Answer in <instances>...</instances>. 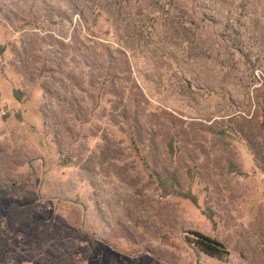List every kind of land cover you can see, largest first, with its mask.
I'll list each match as a JSON object with an SVG mask.
<instances>
[{"label":"rangeland","instance_id":"374dc122","mask_svg":"<svg viewBox=\"0 0 264 264\" xmlns=\"http://www.w3.org/2000/svg\"><path fill=\"white\" fill-rule=\"evenodd\" d=\"M0 264H264V0H0Z\"/></svg>","mask_w":264,"mask_h":264},{"label":"trees","instance_id":"16d2710c","mask_svg":"<svg viewBox=\"0 0 264 264\" xmlns=\"http://www.w3.org/2000/svg\"><path fill=\"white\" fill-rule=\"evenodd\" d=\"M169 147L171 152L174 154L176 151V146L173 140L169 142ZM189 196L191 197L190 193ZM196 235V241L204 252L211 255H217L223 252H227L225 245L219 240L200 233H197Z\"/></svg>","mask_w":264,"mask_h":264}]
</instances>
